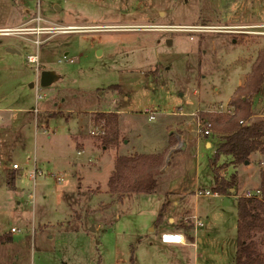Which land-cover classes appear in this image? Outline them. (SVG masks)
I'll use <instances>...</instances> for the list:
<instances>
[{
    "label": "rangeland",
    "instance_id": "374dc122",
    "mask_svg": "<svg viewBox=\"0 0 264 264\" xmlns=\"http://www.w3.org/2000/svg\"><path fill=\"white\" fill-rule=\"evenodd\" d=\"M28 3L45 25L78 26L41 34L0 29V236L19 229L0 248V264H233L235 197L192 193L213 186L216 140L209 134L206 147L205 136L187 135L191 112L225 105L264 48V0ZM12 4L0 0V26L10 21ZM39 70L58 79L38 87ZM99 111L120 113L125 141L118 146L106 149L90 134ZM79 128L94 153L78 154L83 144L72 137ZM177 133L184 145L173 148ZM163 151L165 169L151 193L120 201L105 192L116 154ZM215 164L228 177L236 170L237 195L258 187L255 155L236 168L228 156ZM187 210L204 224L202 242L164 247L158 215Z\"/></svg>",
    "mask_w": 264,
    "mask_h": 264
},
{
    "label": "trees",
    "instance_id": "16d2710c",
    "mask_svg": "<svg viewBox=\"0 0 264 264\" xmlns=\"http://www.w3.org/2000/svg\"><path fill=\"white\" fill-rule=\"evenodd\" d=\"M264 80V48L254 59L244 84L231 94L228 104L232 113L217 111L201 112L202 118L210 121L211 134L218 142L210 158L214 178L213 191L219 194L229 193L235 184V174L229 178L220 174L215 166L219 156L230 157L233 165L250 161L252 154L258 153L264 158V116L253 117L252 96ZM95 123L104 133L100 135L104 148L119 143L118 115L116 112L99 111L95 114ZM240 120H246L241 124ZM166 151L160 153H133L118 155L115 158L111 174L107 179V191L122 201L133 193H150L157 185V176L164 166ZM260 162V161H259ZM259 194L236 197V250L233 264H264V165L259 168ZM9 236H0V243Z\"/></svg>",
    "mask_w": 264,
    "mask_h": 264
},
{
    "label": "crops",
    "instance_id": "0c3cea01",
    "mask_svg": "<svg viewBox=\"0 0 264 264\" xmlns=\"http://www.w3.org/2000/svg\"><path fill=\"white\" fill-rule=\"evenodd\" d=\"M40 14V13H39ZM10 21H6V22H4V25H2V26H0V29L1 30H3L2 32L3 33H5L4 31H10V30H12V29H15V28H19V27H27V28H35V27H43V26H46L44 23H42L43 21H41V22H38V21H36L35 20V15H32L31 14V9H30V5H29V3H28V0H13V4H12V7H11V14H10ZM41 16V15H40ZM42 17V16H41ZM44 20H46L45 18H43ZM30 23V25H28V26H25L26 24H29ZM244 26V27H248V26H253V25H256V24H238V25H236V24H234L232 27H230V28H234V27H238V26ZM61 27H68V26H71V27H77L78 25H74V24H64V25H60ZM72 31V30H71ZM254 61V60H253ZM253 63V62H252ZM252 66V65H251ZM251 70V69H250ZM250 72V71H249ZM249 72H247L246 73V75L243 77V78H238V80H237V82H236V86L234 87V89H233V91L238 87V86H240V85H242V84H244V82H245V80H246V77H247V75H248V73ZM263 86H264V80H263V82H262V84H261V86L258 88V90L256 91V93L252 96V100H253V103L255 104L256 103V105H255V108L253 109V117H263L264 116V100H262V98L259 96L260 95V92H263L262 91V89H263ZM233 91H232V93H233ZM231 93V94H232ZM231 96V95H230ZM230 96H229V98H230ZM229 98H228V100H229ZM261 99V100H260ZM260 101V102H259ZM220 105H222V104H220ZM219 105V106H220ZM218 106V107H219ZM224 107L226 106V107H230V108H232V106H230L229 104H228V101H227V103L225 104V105H223ZM218 107H216L214 110H211V111H217L218 110ZM198 110H203V109H198ZM232 110H233V108H232ZM203 111H210L209 109L208 110H203ZM119 113V112H118ZM120 114V113H119ZM118 114V117L120 116ZM191 116V115H190ZM190 123L191 124H193V119H192V116H191V120H190ZM118 127H119V133H120V142L116 145V146H118L121 142H123V141H125L124 139V135H123V133H122V131H121V129H120V124H119V118H118ZM189 131H192V132H189L188 133V139H192L193 138V136H192V133L193 132H195V130H194V127L192 126V127H190V129H189ZM196 133V132H195ZM81 134V131H80V128L77 130V132H76V134L75 135H73V139L75 140L76 139V142H77V147L79 146V144H83V147H84V149H79L78 148V154H82V153H84L85 151H90V152H93V150L89 147V145H87L88 143H86V138H83L82 139V137H84L85 135H83V136H81L80 135ZM197 134V133H196ZM197 136H200L199 134H197ZM208 136V135H207ZM207 136H205V137H203L204 138V144H205V146L206 147H211L212 146V142L209 140V137L207 138ZM210 137H213V138H215V145H217V142H218V137L217 136H215V135H212L211 134V136ZM183 138H184V136H182V134L180 133V134H178L177 133V135H176V139H177V141H176V143H174V145L172 146L173 148H175V147H183V145H184V140H183ZM170 140V139H169ZM84 142H85V144H84ZM79 143V144H78ZM176 144V145H175ZM116 146H114V147H116ZM215 148H216V146H215ZM107 149V148H106ZM214 151H215V149H214ZM94 153V152H93ZM135 153V152H134ZM131 154H133V153H130V154H127V155H131ZM255 155V158H256V160L258 161V178H259V168H260V166H263L264 165V158L260 155V154H258V153H254V154H252V156H254ZM118 155L116 154V156H115V158L117 157ZM252 156H251V158H250V160L252 159ZM115 158H114V161H115ZM89 161H90V158H89ZM260 161V162H259ZM250 161H248V163H249ZM248 163H244V164H248ZM215 166H216V164H214ZM233 165V164H232ZM239 165V164H238ZM238 165H233L234 166V168H236V166H238ZM113 166H114V163H113ZM220 167V166H219ZM165 169V165L161 168V171H160V174L157 176V185H158V180H159V177H160V175H161V172L163 171ZM223 170H224V168H222ZM221 168H220V170H219V172H220V174H222L223 175V170H222ZM112 170H113V168H112ZM211 170H212V164H211ZM112 172V171H111ZM213 173V172H212ZM232 174H235V184H234V186L232 187V188H230L229 189V193H230V195H232V196H234L235 197V202H236V197H238L239 195H237V193H236V191H235V189H236V186H237V172H236V170L232 173ZM231 174V175H232ZM110 175V174H109ZM230 175V176H231ZM224 177H226V178H229L228 176H225V175H223ZM80 183L82 184V181H81V179H79V182H78V187L80 188ZM259 183H260V180H259ZM157 185H156V187H157ZM213 186H214V178H213ZM213 186H212V188H213ZM155 187V188H156ZM211 188V192H212V194H215L216 195V193L217 192H215V191H213V189ZM258 188H259V185H258V187L257 188H255V190L254 191H257L258 190ZM198 190V189H197ZM199 190H205V189H200L199 188ZM207 190H209V189H207ZM247 191H249V192H254V191H251V190H246L245 191V193L247 192ZM105 192H107V185H106V190H105ZM151 193V192H150ZM193 194L195 193V191L194 192H192ZM229 193H226V194H229ZM244 193V194H245ZM133 194H135V193H133ZM136 194H142V193H136ZM143 194H145V193H143ZM184 194V193H183ZM217 194H219V193H217ZM130 195H132V194H130ZM129 195V196H130ZM243 195V194H242ZM210 196V195H209ZM209 196H203L205 199H207ZM128 197V196H127ZM124 200V199H123ZM122 200V201H123ZM174 204L175 205H178V201L177 200H174ZM192 215H196L195 213H190V211H186V212H184L183 213V215H181V216H179V217H176L175 215H173V214H166V215H163L162 213H160L159 215H158V217H157V223H159L160 224V226L161 227H163L164 229H166L165 231L166 232H170V231H179V232H182L183 234H184V236H185V240H186V242L185 243H182V244H168V243H163L161 240H160V238H159V242L164 246V247H166V248H177V249H180V248H182V249H184L185 247H190L191 245L190 244H193V245H195V243H196V241L197 242H202V237L198 234V231H199V227H203L204 226V224H202V225H194V223H193V220H186L185 219V217L186 216H192ZM197 216V215H196ZM198 217V216H197ZM199 218V217H198ZM161 219H163V220H166V222H167V224H165V223H162L161 222ZM200 219V218H199ZM164 224V225H163ZM170 230V231H169ZM11 233L13 234V233H16V232H12V230H11ZM10 233V234H11ZM10 234H7V235H10ZM10 237V241H11V236H9ZM10 242L9 241H6L5 243L4 242H2V243H0V248H2L3 246H5L6 244H9ZM184 264H190L189 263V261H185V263Z\"/></svg>",
    "mask_w": 264,
    "mask_h": 264
},
{
    "label": "built area",
    "instance_id": "2783aa9c",
    "mask_svg": "<svg viewBox=\"0 0 264 264\" xmlns=\"http://www.w3.org/2000/svg\"><path fill=\"white\" fill-rule=\"evenodd\" d=\"M35 20L38 21V22H41V21H46L43 19V17L40 16V14L38 13L37 16L35 17ZM177 29H186V30H189V29H193V28H197L196 26H192V27H187V26H180V27H176ZM56 29H61L62 31H73L75 30L76 28H72L71 26H68V27H58L56 25H46V26H43V27H35V28H27V27H19V28H15V29H12L10 31H4L6 34L8 33H12V32H15V33H24L26 31H30L32 30V32H35L37 34H41V33H45V32H50L52 30H56ZM83 29V28H82ZM90 29H93V28H90ZM37 45H40L39 41L35 42ZM28 60L32 63H38L39 61V57L38 55L36 54H31L28 56ZM38 87H40V70H39V74H38ZM232 108L230 107H224L223 105H220L218 107V110L217 112H223V113H232ZM116 113H118V111H114ZM144 113L147 114V117L149 120L151 119H154L155 117V111L153 109H144ZM192 116V119H193V123H194V130L197 134L199 135H203V136H207L209 134H211V129H210V121L207 119V118H202L200 115H199V111H195V112H191L190 114ZM241 124H244L246 122V120H240L239 121ZM104 133V131L101 129H99L98 127H96L95 129H92L90 130V134L92 136H100ZM13 168H19L18 164L15 163L13 164ZM38 172L37 171H34L33 173V177L35 178L37 176ZM62 178H58V180H61ZM195 193L197 195H203V196H209L212 194V192L210 190H196ZM254 194H259V190L257 191H254V192H249L247 191L245 193L246 196H251V195H254ZM32 199L34 200L35 196L32 195L31 196ZM186 220H193V223L194 225L198 226V225H202L203 222L201 219H199L196 215H192V216H186L185 217ZM12 232H17L19 231L18 228L16 227H12ZM160 240L163 242V243H168V244H182V243H185L186 240H185V236L182 232H179V231H170V232H162L160 234Z\"/></svg>",
    "mask_w": 264,
    "mask_h": 264
},
{
    "label": "water",
    "instance_id": "95a60500",
    "mask_svg": "<svg viewBox=\"0 0 264 264\" xmlns=\"http://www.w3.org/2000/svg\"><path fill=\"white\" fill-rule=\"evenodd\" d=\"M170 43H171V39H167V44ZM57 79H58V75L52 70H43L40 73V84L43 87L50 86ZM30 86L34 87L35 83L32 82ZM244 163H248V161H245Z\"/></svg>",
    "mask_w": 264,
    "mask_h": 264
},
{
    "label": "flooded vegetation",
    "instance_id": "af4514ba",
    "mask_svg": "<svg viewBox=\"0 0 264 264\" xmlns=\"http://www.w3.org/2000/svg\"><path fill=\"white\" fill-rule=\"evenodd\" d=\"M41 73V72H40Z\"/></svg>",
    "mask_w": 264,
    "mask_h": 264
}]
</instances>
